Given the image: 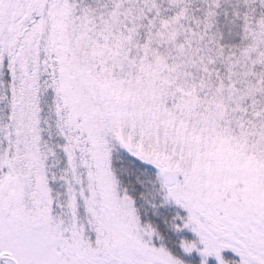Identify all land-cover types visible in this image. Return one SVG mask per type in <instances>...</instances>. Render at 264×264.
<instances>
[{
    "label": "snow or ice",
    "instance_id": "1",
    "mask_svg": "<svg viewBox=\"0 0 264 264\" xmlns=\"http://www.w3.org/2000/svg\"><path fill=\"white\" fill-rule=\"evenodd\" d=\"M0 264H264V0H0Z\"/></svg>",
    "mask_w": 264,
    "mask_h": 264
}]
</instances>
